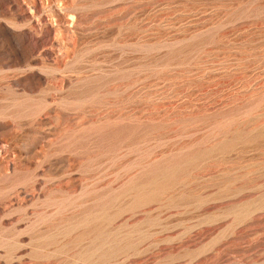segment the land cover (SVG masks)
Masks as SVG:
<instances>
[{
  "label": "rangeland",
  "instance_id": "374dc122",
  "mask_svg": "<svg viewBox=\"0 0 264 264\" xmlns=\"http://www.w3.org/2000/svg\"><path fill=\"white\" fill-rule=\"evenodd\" d=\"M0 264H264V0H0Z\"/></svg>",
  "mask_w": 264,
  "mask_h": 264
}]
</instances>
